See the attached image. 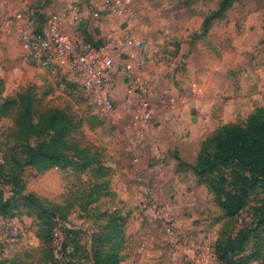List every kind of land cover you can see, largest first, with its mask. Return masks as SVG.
I'll return each mask as SVG.
<instances>
[{"label":"rangeland","instance_id":"obj_1","mask_svg":"<svg viewBox=\"0 0 264 264\" xmlns=\"http://www.w3.org/2000/svg\"><path fill=\"white\" fill-rule=\"evenodd\" d=\"M103 1L0 0V17L22 14L44 20L77 8L81 24L66 21L67 31L77 39L111 45L113 51L127 46L125 34L144 40V77L151 87L146 108L151 120L144 139L137 142L125 117L124 89L115 95V118L98 116L78 84L60 72L33 66L14 36L0 33V164L6 174L11 171L25 144L17 139L15 114L1 115L6 99L17 93L34 98V122L41 113L60 109L94 145L106 173L99 179L92 171L74 174L55 168L30 180L24 192L60 208L56 238L66 237L67 230L77 232L75 243H68L73 249L69 264L94 263L92 250L105 248L103 234L114 213L125 220L121 264H191L192 257L203 264L207 259L202 249H215L226 220L192 166L202 142L216 129L243 124L264 104V0L235 4L208 31L205 20L220 0H126L135 14L132 19H96ZM103 182H108L103 191L107 195L90 204L93 187ZM0 187L10 198L12 187ZM149 189L156 205H150ZM259 198L253 196L236 218L239 228L258 227ZM159 213L172 220L177 251L169 246L165 231L155 229ZM37 225L25 211L17 219L0 218V264H58L37 238ZM252 236L249 250L259 243L264 252V233Z\"/></svg>","mask_w":264,"mask_h":264},{"label":"trees","instance_id":"obj_2","mask_svg":"<svg viewBox=\"0 0 264 264\" xmlns=\"http://www.w3.org/2000/svg\"><path fill=\"white\" fill-rule=\"evenodd\" d=\"M243 1L220 0L217 11L205 20V30L208 31L211 22L223 18L235 4ZM37 20L40 24L46 22V19ZM34 104L35 99L29 94L17 93L15 98L6 99L1 106L2 116L15 114L17 139H23L25 144L11 162V171L6 174L5 165L0 164V184L13 189L12 195L7 198L0 187V217L4 220L17 219L18 214L25 211L26 216L38 220L36 236L47 249L52 250L60 208L37 195L24 194L30 180H37L55 168L74 174L92 171L99 179L104 178L106 173L94 145L80 135V126L71 115L60 109H49L34 122ZM192 171L198 182L205 185L213 196L214 203L226 220L215 243L218 262H264V252L259 243H254L253 249L249 250L252 235L264 233V105L255 109L243 124L223 125L207 137L201 144ZM106 188L108 182L95 185L89 203H96L101 196L107 195L103 192ZM253 196L260 197L259 228H239L236 218ZM107 230L103 234L105 248L92 250L93 264H121L123 261L120 242L125 235L124 218L114 213ZM76 236L77 232L67 230L64 243L73 244ZM51 256L53 258V254Z\"/></svg>","mask_w":264,"mask_h":264},{"label":"built area","instance_id":"obj_3","mask_svg":"<svg viewBox=\"0 0 264 264\" xmlns=\"http://www.w3.org/2000/svg\"><path fill=\"white\" fill-rule=\"evenodd\" d=\"M119 17L132 19L134 11L128 7L126 0H104L101 7L94 13L96 19ZM82 13L73 8L63 16H50L44 24L37 18L26 15L0 17V33L14 36L22 48L29 54L33 66L41 69L60 72L71 81L78 84L84 93L89 107L96 110L98 116L107 119L115 118L117 114V99L115 95L125 90L123 98L125 117L134 129L137 142L144 139L145 129L151 120L146 109L150 84L144 77L146 66V49L144 40L136 39L125 34L126 45L123 49L113 51L111 45L86 42L74 38L66 27L68 20L75 26L81 24ZM127 26V24H126ZM150 205H156L152 197L153 190L149 189ZM13 220V219H6ZM158 228L169 239L168 244L173 251H177L178 242L174 239V228L170 226L171 219L163 213L157 216ZM6 225V224H5ZM11 232L17 229L7 224ZM56 238V237H55ZM203 264H219L215 249H204ZM73 249L64 243V237L54 240L52 254L54 261L59 264H69ZM188 255L187 252H185ZM187 259V258H186ZM195 257L189 259L191 264H199Z\"/></svg>","mask_w":264,"mask_h":264},{"label":"water","instance_id":"obj_4","mask_svg":"<svg viewBox=\"0 0 264 264\" xmlns=\"http://www.w3.org/2000/svg\"><path fill=\"white\" fill-rule=\"evenodd\" d=\"M123 28H126V24H124Z\"/></svg>","mask_w":264,"mask_h":264},{"label":"crops","instance_id":"obj_5","mask_svg":"<svg viewBox=\"0 0 264 264\" xmlns=\"http://www.w3.org/2000/svg\"><path fill=\"white\" fill-rule=\"evenodd\" d=\"M74 37V36H73ZM75 38V37H74ZM264 105V104H263ZM263 105H261V107L263 106ZM114 191V190H113ZM1 218V217H0Z\"/></svg>","mask_w":264,"mask_h":264}]
</instances>
